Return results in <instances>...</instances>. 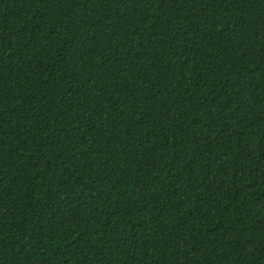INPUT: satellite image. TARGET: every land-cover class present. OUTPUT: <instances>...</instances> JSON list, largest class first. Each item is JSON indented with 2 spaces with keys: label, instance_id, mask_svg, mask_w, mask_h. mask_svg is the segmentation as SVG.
I'll return each instance as SVG.
<instances>
[{
  "label": "trees",
  "instance_id": "trees-1",
  "mask_svg": "<svg viewBox=\"0 0 264 264\" xmlns=\"http://www.w3.org/2000/svg\"><path fill=\"white\" fill-rule=\"evenodd\" d=\"M0 264H264V0H0Z\"/></svg>",
  "mask_w": 264,
  "mask_h": 264
}]
</instances>
